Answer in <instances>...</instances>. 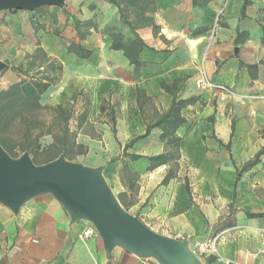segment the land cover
I'll return each instance as SVG.
<instances>
[{"label":"crops","instance_id":"0c3cea01","mask_svg":"<svg viewBox=\"0 0 264 264\" xmlns=\"http://www.w3.org/2000/svg\"><path fill=\"white\" fill-rule=\"evenodd\" d=\"M242 3L65 0L61 7L48 6L62 40L43 31L39 39L47 54L62 64L57 83L42 96L43 103L63 104L79 92L69 128L85 152L76 155L74 162L103 166L109 186L115 185L117 194L125 192L132 200L128 212L153 231L186 241L200 264H225L213 254L199 253L196 247L198 241L218 234L216 248L227 264H264V215L253 216L264 214V154L235 184L236 168L264 146V0H248L244 7ZM123 17L134 25L133 30L122 22ZM75 21L95 27L89 26V33L79 40ZM110 30L120 31L124 40L135 35L142 40L138 70L121 50L109 48ZM69 42L90 51L89 57L68 52ZM202 72L212 83L230 88L232 95L196 88L195 80ZM177 80V97L190 101L181 109L186 122L175 131L180 137L176 177L161 185L170 165L148 170L145 157L132 161L121 151L145 130L136 89L151 98L144 111L151 115L167 110L172 99L161 84ZM108 95L116 117L115 135L107 111L99 114L100 103ZM85 100L89 101L87 118L77 127L76 115ZM160 134L161 129L153 128L127 152L162 153L165 143ZM115 157L119 159L111 162ZM123 163L138 175L132 189L121 174ZM184 177L189 181L190 199ZM86 230L93 233L84 237ZM0 264L160 263L119 246L106 253L89 222L72 221L57 199L43 193L16 212L0 202Z\"/></svg>","mask_w":264,"mask_h":264},{"label":"trees","instance_id":"16d2710c","mask_svg":"<svg viewBox=\"0 0 264 264\" xmlns=\"http://www.w3.org/2000/svg\"><path fill=\"white\" fill-rule=\"evenodd\" d=\"M247 4L248 0H243L242 6L244 7ZM241 11L243 13L244 9ZM36 17L35 14L31 19L35 33L38 34L39 31H45L62 40L58 28L47 31L45 30V25L39 23ZM122 22L128 25L131 30L134 29V25L124 17ZM89 26L95 27V24L74 22L75 32L79 40L84 39L89 33ZM261 31V41L264 43V25H261ZM109 37L111 39L109 48L121 50L129 63L134 66V69L138 70L142 65L139 61V52L144 46L142 40L137 35L133 39L124 40L121 32L114 30L109 31ZM65 48L68 52L75 53L79 58H87L90 55V51L85 50L79 43L69 42ZM11 70L18 76V80L0 89V145L3 149L14 158L20 156L23 152H28L35 164H43L54 160L60 154H63L67 160L71 161L72 156L84 153L83 145L76 142V133L69 128V121L75 116L74 105L79 92H75L63 104H48L42 101V96L51 86L57 83L62 64L50 57L38 40L33 50L26 54ZM161 87L171 94L170 105L167 110L154 112L151 115L144 112L145 109L150 107L151 98L147 97L143 91L136 89V103L145 121V130L142 134L126 142L122 146L121 152L123 157L132 161L145 157L149 161L148 170L161 165H170L160 182L161 185H165L170 179L175 178L177 174L180 137L175 134V131L186 122V119L181 115V109L190 100L177 97V91L180 87L179 80L174 81L171 85L162 83ZM109 96H106L101 101L99 114L104 113L105 110L107 111L106 116L111 131L115 135L116 117ZM88 104L89 101L85 100L82 111L76 115L77 127H80L86 121ZM41 112L49 114L48 120L39 118ZM153 128L161 129L159 138L165 143V150L162 153L142 156L127 152V149L131 148L135 142L146 138ZM261 135L264 137V131L261 132ZM226 148L229 150V145H226ZM263 154L264 146L240 168H236L235 184L241 173L258 163L260 156ZM117 159L119 157L112 158L110 161L114 162ZM121 174L123 178L125 177L127 187L134 188L138 175L129 171L124 163L121 167ZM183 182L185 191L190 199L191 189L189 181L184 177ZM116 197L121 206L128 211L129 206L133 203L132 200L127 199L125 192L118 193ZM263 215L256 214L253 216Z\"/></svg>","mask_w":264,"mask_h":264},{"label":"water","instance_id":"95a60500","mask_svg":"<svg viewBox=\"0 0 264 264\" xmlns=\"http://www.w3.org/2000/svg\"><path fill=\"white\" fill-rule=\"evenodd\" d=\"M65 0H0V11H33L63 6ZM7 64L0 60V72ZM51 194L72 221L89 222L100 236L106 253L119 246L160 264H200L186 241L150 229L119 203L104 175L103 166L87 167L63 154L43 164L33 163L28 152L11 157L0 145V202L16 212L29 199Z\"/></svg>","mask_w":264,"mask_h":264},{"label":"rangeland","instance_id":"374dc122","mask_svg":"<svg viewBox=\"0 0 264 264\" xmlns=\"http://www.w3.org/2000/svg\"><path fill=\"white\" fill-rule=\"evenodd\" d=\"M49 8L51 7H43L41 11H39L40 9L0 11V60L7 64V67L0 72V89L18 80V76L11 68L18 64L26 54L30 53L36 41L41 38V31L38 34L34 32L32 17L36 14L39 23L45 25V30L51 31L54 28L55 18L52 17ZM43 10L47 13H41ZM43 33L46 34L45 31ZM39 118L48 120L49 114L41 112ZM71 159V161H75L76 155L72 156ZM110 188L116 196L118 188L115 185H110Z\"/></svg>","mask_w":264,"mask_h":264},{"label":"built area","instance_id":"2783aa9c","mask_svg":"<svg viewBox=\"0 0 264 264\" xmlns=\"http://www.w3.org/2000/svg\"><path fill=\"white\" fill-rule=\"evenodd\" d=\"M195 87L199 89H204V88L213 89L215 91L222 92L223 94H226V95H232V91L230 88H228L225 85L212 83L204 72L201 73V76L199 79L195 80ZM92 233H93V230H86L83 235L84 237H88ZM218 238H219V234L215 235L210 240L198 241L196 243L197 250L199 253L203 255L206 254L207 252L210 254H213L216 256L217 261H220V262L223 261L225 264H227V262L220 257L217 251L216 242Z\"/></svg>","mask_w":264,"mask_h":264}]
</instances>
